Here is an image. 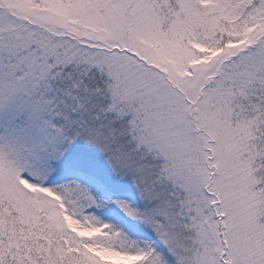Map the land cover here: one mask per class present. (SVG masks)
Instances as JSON below:
<instances>
[{
    "label": "snow or ice",
    "instance_id": "1",
    "mask_svg": "<svg viewBox=\"0 0 264 264\" xmlns=\"http://www.w3.org/2000/svg\"><path fill=\"white\" fill-rule=\"evenodd\" d=\"M0 264H264V0H0Z\"/></svg>",
    "mask_w": 264,
    "mask_h": 264
}]
</instances>
